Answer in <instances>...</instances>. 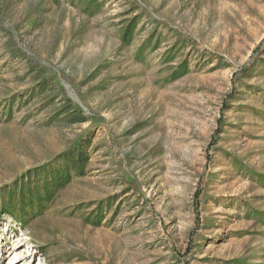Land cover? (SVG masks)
Masks as SVG:
<instances>
[{"label": "rangeland", "instance_id": "obj_1", "mask_svg": "<svg viewBox=\"0 0 264 264\" xmlns=\"http://www.w3.org/2000/svg\"><path fill=\"white\" fill-rule=\"evenodd\" d=\"M0 264H264V0H0Z\"/></svg>", "mask_w": 264, "mask_h": 264}]
</instances>
